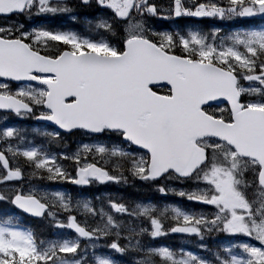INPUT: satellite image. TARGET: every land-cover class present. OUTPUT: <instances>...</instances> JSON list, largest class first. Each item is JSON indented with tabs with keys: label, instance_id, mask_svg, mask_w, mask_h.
Wrapping results in <instances>:
<instances>
[{
	"label": "snow or ice",
	"instance_id": "obj_1",
	"mask_svg": "<svg viewBox=\"0 0 264 264\" xmlns=\"http://www.w3.org/2000/svg\"><path fill=\"white\" fill-rule=\"evenodd\" d=\"M0 16V264H264V0ZM61 19L85 28L39 22ZM137 182L193 206L80 191Z\"/></svg>",
	"mask_w": 264,
	"mask_h": 264
},
{
	"label": "rangeland",
	"instance_id": "obj_2",
	"mask_svg": "<svg viewBox=\"0 0 264 264\" xmlns=\"http://www.w3.org/2000/svg\"><path fill=\"white\" fill-rule=\"evenodd\" d=\"M167 3V1L165 2ZM2 21H0V25H3L7 22H10V20H13V19H1ZM187 21V20H186ZM39 22H42V23H48V24H53L54 21H39ZM82 25H85V22L84 21H81ZM217 24L218 23H221L222 26H224L225 28V31H227L228 29L226 28L228 25L231 24V22H220V21H217L216 22ZM226 23H230V24H226ZM202 27H206L204 25H202ZM83 30V29H82ZM3 121L0 120V123H2ZM78 140V138H73L69 144V147L74 149L75 148V141ZM137 185H139L143 191H147V189L145 187H143L140 182H137L136 183ZM63 187H65L67 190L69 191H73L76 187H74L73 185L71 184H66L64 185ZM133 188H131V186L129 188H124V186H115V185H93L91 187H88V188H85L83 190H80L82 191L83 195L85 196H95V195H99L101 193H106V192H112V193H115L116 195H120V196H123L126 200H138V199H143L144 197H136V194L132 192ZM149 191V190H148ZM155 197H153L152 201L154 203H157L155 202ZM158 199V204L159 206L163 207L164 204H168V203H171V204H176L178 206H182L179 202L175 201L174 200V196H168L166 199H161L159 197V194L158 196L156 197ZM177 198V197H175ZM161 200V201H160ZM179 200V199H177ZM182 204H184V206L186 207H189V204L188 202H183ZM193 206V205H192ZM196 207H199V206H196ZM173 235L175 237H173ZM170 236V239L167 238H162L164 240L165 243L167 244H170L172 246H175V244L177 243L178 245H181L184 243V241L181 239V237L179 236V234H173Z\"/></svg>",
	"mask_w": 264,
	"mask_h": 264
},
{
	"label": "trees",
	"instance_id": "obj_3",
	"mask_svg": "<svg viewBox=\"0 0 264 264\" xmlns=\"http://www.w3.org/2000/svg\"><path fill=\"white\" fill-rule=\"evenodd\" d=\"M26 221H27L28 224H30V222H31V221H29V220H26ZM28 224H27V225H28Z\"/></svg>",
	"mask_w": 264,
	"mask_h": 264
},
{
	"label": "flooded vegetation",
	"instance_id": "obj_4",
	"mask_svg": "<svg viewBox=\"0 0 264 264\" xmlns=\"http://www.w3.org/2000/svg\"><path fill=\"white\" fill-rule=\"evenodd\" d=\"M15 18H16V17H14V20H15ZM16 19H18V18H16Z\"/></svg>",
	"mask_w": 264,
	"mask_h": 264
}]
</instances>
